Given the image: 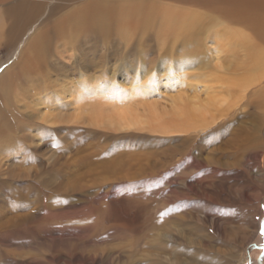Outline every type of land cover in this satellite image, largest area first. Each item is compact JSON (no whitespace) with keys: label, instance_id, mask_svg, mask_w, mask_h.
Masks as SVG:
<instances>
[{"label":"rangeland","instance_id":"1","mask_svg":"<svg viewBox=\"0 0 264 264\" xmlns=\"http://www.w3.org/2000/svg\"><path fill=\"white\" fill-rule=\"evenodd\" d=\"M142 2L180 5L169 0H74L72 13L83 6ZM138 22L132 18V30L125 34L115 24L104 29L103 22L90 21L73 44L55 36L37 53L23 48L26 74L17 88L0 90V182L8 193L0 191V264H174L176 255L181 264H196L190 251L204 252L200 241L213 249L215 264H254L264 254V213L254 212L264 200V140L263 152L236 158L241 175L213 177L197 163L226 161L224 155L234 151L228 132L217 133V126L212 136L213 128L181 134L91 125L74 120L68 96L52 89L53 83L72 85L82 76L121 84L135 74H154L161 96L156 92L149 98L162 102L163 96H182L184 90L163 86L161 75V60L179 54V44L169 41L160 47L156 33L137 28ZM11 51L1 40L0 72L14 64L17 53ZM48 110L59 116L44 123L38 115ZM241 113L231 120L235 130L260 124L261 112L254 105ZM241 195L253 205L237 207L234 200ZM241 220L243 227L237 225ZM168 228L189 240L181 247L185 256L156 249L172 232ZM230 234L235 242H225ZM169 256L173 263L166 262Z\"/></svg>","mask_w":264,"mask_h":264},{"label":"bare ground","instance_id":"2","mask_svg":"<svg viewBox=\"0 0 264 264\" xmlns=\"http://www.w3.org/2000/svg\"><path fill=\"white\" fill-rule=\"evenodd\" d=\"M73 1L0 0V41H4L5 47L12 48L11 54L17 53L14 64L0 72V90L9 85L17 88L19 80L26 74L23 48L27 52L37 53L38 47L47 46L55 36L73 44L75 35L90 21L103 22L100 24L104 29L109 24H115V28L126 34L132 30L129 21L138 17L137 28L152 29L160 47L169 41L173 45L179 44V54H171L167 56L169 58L161 60L165 63V71L161 75H165L166 79L162 85L172 86L180 92L184 90L182 96H163L162 102L149 98L156 92L158 97L161 96L158 92L159 81L154 74L145 78L135 74L134 78L121 84L100 76L98 78L102 79L82 76V80L72 85L53 83L52 89L60 96H68L67 103L74 106V120L86 119L91 125L117 131L148 128L155 132L191 134L197 130H212L217 126V133L221 130L230 134L229 141L233 143L234 151L228 153V150L224 155L226 161L207 158L205 164L202 162L203 166L202 163H197V166L208 169L213 177L219 174L228 177L241 175L237 170L236 158L242 154L257 153L264 140V0H169L182 6L169 2L115 4L110 7L91 5L81 7L76 11L77 14L72 13ZM105 15H108V21ZM25 36L27 38L23 41ZM192 69L195 72L189 73ZM19 91L23 89L19 88ZM39 93L37 91L36 95ZM42 102L37 101L36 107H40ZM250 104L254 105L256 112H261L258 115L260 124H252L248 130H235L231 120L236 119ZM38 116L48 123L54 122L59 113L48 110ZM214 131H210L209 135H215ZM242 132L245 135L243 138ZM238 142L248 143L244 146L238 144L234 148ZM0 191L8 194L1 182ZM248 199L242 196L240 200L235 199L234 203L239 208L253 205V202L248 205ZM261 203L260 208L255 207V213H264V200ZM240 223L237 225L243 227L242 224H245L242 220ZM251 225L257 229L256 225ZM16 229H22V225ZM169 230L172 232L163 238L164 243L156 245V249L185 256L186 251L181 247L189 240L185 235L183 238L176 235L179 233L173 228ZM234 238L230 234L224 240L232 243L235 242ZM200 242L199 247H205L204 252L190 251L194 263L215 264L211 246ZM244 243L245 240L241 242L242 251ZM175 245L178 248H174ZM171 256L166 262L173 263V257L174 264H181L176 260L180 256ZM223 264H228V261ZM254 264H264V254L258 261L254 260Z\"/></svg>","mask_w":264,"mask_h":264},{"label":"snow or ice","instance_id":"3","mask_svg":"<svg viewBox=\"0 0 264 264\" xmlns=\"http://www.w3.org/2000/svg\"><path fill=\"white\" fill-rule=\"evenodd\" d=\"M262 234H264V233H262Z\"/></svg>","mask_w":264,"mask_h":264}]
</instances>
